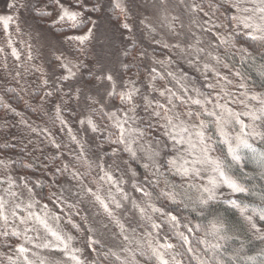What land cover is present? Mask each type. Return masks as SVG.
<instances>
[{
    "label": "clouds",
    "instance_id": "clouds-1",
    "mask_svg": "<svg viewBox=\"0 0 264 264\" xmlns=\"http://www.w3.org/2000/svg\"><path fill=\"white\" fill-rule=\"evenodd\" d=\"M0 264H264V0H0Z\"/></svg>",
    "mask_w": 264,
    "mask_h": 264
},
{
    "label": "snow or ice",
    "instance_id": "snow-or-ice-1",
    "mask_svg": "<svg viewBox=\"0 0 264 264\" xmlns=\"http://www.w3.org/2000/svg\"><path fill=\"white\" fill-rule=\"evenodd\" d=\"M5 25L7 24V21H4Z\"/></svg>",
    "mask_w": 264,
    "mask_h": 264
}]
</instances>
